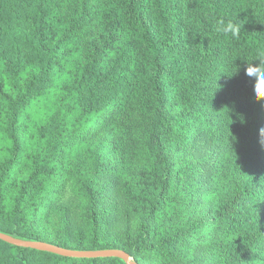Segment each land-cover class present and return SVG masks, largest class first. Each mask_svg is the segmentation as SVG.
I'll use <instances>...</instances> for the list:
<instances>
[{
    "label": "trees",
    "instance_id": "obj_1",
    "mask_svg": "<svg viewBox=\"0 0 264 264\" xmlns=\"http://www.w3.org/2000/svg\"><path fill=\"white\" fill-rule=\"evenodd\" d=\"M221 16L242 24L239 39L214 32ZM258 49L264 0H0V231L68 249L119 248L138 264H195L193 249L227 229L231 264H264V101L244 71ZM47 95L52 110L42 113ZM131 111L147 165L121 175L117 203L107 207L114 186L104 181L117 163L95 152L79 222L62 240L46 239L40 212L61 193L49 160L100 125L107 137L121 132ZM202 137L234 151L248 175L215 217L189 226L177 223L174 199L199 171L189 150ZM119 219L130 227L107 238ZM0 264L125 263L0 240Z\"/></svg>",
    "mask_w": 264,
    "mask_h": 264
},
{
    "label": "rangeland",
    "instance_id": "obj_2",
    "mask_svg": "<svg viewBox=\"0 0 264 264\" xmlns=\"http://www.w3.org/2000/svg\"><path fill=\"white\" fill-rule=\"evenodd\" d=\"M49 100L50 97L47 95V98L40 104L42 113L52 110V103L49 105ZM40 114V112L36 113L34 118H39ZM135 115L133 111L127 114L126 124L124 123L121 132L107 137V132L100 125L89 133L80 146L63 152L57 159L49 160L60 180L61 193L49 210L40 212L43 213V219L39 228L46 239L62 240L64 227L74 226L79 222L83 198H85V185L90 180L93 171L91 159L95 152L98 156H104L105 162L117 163V171H108V178L104 181L108 188L114 186L115 189H110L112 190L111 195L108 193L109 201H105L107 207L117 203L115 191L121 185V175H131L147 165L143 125ZM6 145L5 139L0 137V158L6 156ZM190 149L189 157L192 162H196L199 171L184 181L174 199V205L177 223L186 222L192 226L201 220L217 215L218 210L232 194L234 187L246 178L248 169L243 159L237 157L234 151L222 150L212 139L202 137L193 143ZM209 154L208 161L199 162ZM220 154L224 156L218 162L216 157ZM211 160L212 163H209ZM219 167L224 170L220 171ZM22 176V174L18 175L16 181H13L11 191L19 187L18 182L21 181ZM111 182L113 184L110 187ZM40 198L42 201L39 203L42 206L46 197L44 195ZM261 219V216H257L256 222ZM127 227L130 225L119 219L106 232V236L111 238ZM232 237L233 233L229 230L218 229L214 238L193 249L194 256L199 258L195 264H231L228 243ZM144 263L163 264L151 259Z\"/></svg>",
    "mask_w": 264,
    "mask_h": 264
},
{
    "label": "water",
    "instance_id": "obj_3",
    "mask_svg": "<svg viewBox=\"0 0 264 264\" xmlns=\"http://www.w3.org/2000/svg\"><path fill=\"white\" fill-rule=\"evenodd\" d=\"M0 240L14 246L46 251L60 256L85 257V258L115 257L122 260L125 264H138L133 259V257L129 255V253L119 248H105V249H93V250L68 249L41 240L21 238L3 231H0Z\"/></svg>",
    "mask_w": 264,
    "mask_h": 264
},
{
    "label": "clouds",
    "instance_id": "obj_4",
    "mask_svg": "<svg viewBox=\"0 0 264 264\" xmlns=\"http://www.w3.org/2000/svg\"><path fill=\"white\" fill-rule=\"evenodd\" d=\"M242 30V24L226 19L225 17H217L214 24V32L221 36L239 39ZM247 61L244 68L245 74L254 81L253 97L256 101H264V49H258L253 58ZM256 61V63H253ZM237 71V67L234 72ZM233 72V73H234ZM264 136V128L260 130Z\"/></svg>",
    "mask_w": 264,
    "mask_h": 264
}]
</instances>
